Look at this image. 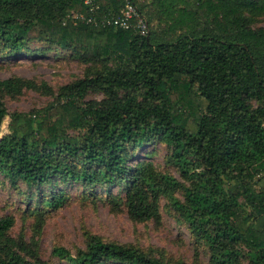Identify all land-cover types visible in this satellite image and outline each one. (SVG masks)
<instances>
[{"label":"trees","instance_id":"1","mask_svg":"<svg viewBox=\"0 0 264 264\" xmlns=\"http://www.w3.org/2000/svg\"><path fill=\"white\" fill-rule=\"evenodd\" d=\"M131 2L148 22L147 37L67 18L88 17L92 5L115 14L120 0H0L1 59L41 42L99 65L27 112L9 113L4 96L28 88L53 95L50 86L0 79V128L9 117L0 176L18 189L23 219L33 222L26 241L11 234L13 215L0 216V264H54L41 258L36 237L45 213L66 204L70 183L92 200L104 191L113 201L117 188L138 222L159 221L163 197L206 246L209 264H242L243 256L264 264V28L251 29L243 14H264V0H152L179 30L165 36L151 32L143 7ZM89 93L103 98L87 100ZM154 142L166 146L184 182L150 161L134 162L136 150ZM84 237L75 253L55 245L57 264H169L150 249Z\"/></svg>","mask_w":264,"mask_h":264},{"label":"rangeland","instance_id":"2","mask_svg":"<svg viewBox=\"0 0 264 264\" xmlns=\"http://www.w3.org/2000/svg\"><path fill=\"white\" fill-rule=\"evenodd\" d=\"M134 2L138 7H143V12L150 22L151 32L165 36L170 34V30L179 31L166 14L157 11L152 0H134ZM243 14L251 29L264 28L263 13L245 10ZM119 46L126 48L125 44L119 43ZM27 49L28 54L0 58V79L19 76L32 79L36 83L45 81L54 94L47 95L40 90L28 88L14 97L5 95L3 100L9 113L42 108L54 100L62 85L84 76L85 73L91 74L95 67L96 71L99 69L98 64L81 60L72 52L54 45L31 42ZM102 98L99 93L87 95V100L100 101ZM8 120L9 117H6L1 125L0 137L7 132ZM168 155L169 150L165 145L154 142L137 149L134 162L150 161L157 170L172 174L177 180L184 182L175 169L167 163ZM259 183L260 181L254 184L255 188L259 187ZM64 191L68 194L66 204L57 210H48V213H45L39 235L36 237L42 259L54 264L58 263L51 254L55 245H63L72 253L84 248V232L88 231L107 241L150 249L153 255L169 264H209L206 246L202 241H195L190 236L187 228L180 223V216L163 197L158 199L159 221L150 219L138 222L127 214L121 202L123 195L117 188L111 189L115 197L113 201L104 191H98L101 196L97 200L89 199L76 183L67 184ZM17 192L18 189L10 188L0 176V216L13 215L16 223L11 234L18 236L22 233L28 241L32 235L33 222L32 218L23 219L27 203ZM241 210L246 214L249 207L243 204ZM61 264L67 263L61 262ZM242 264H248L245 256L242 257Z\"/></svg>","mask_w":264,"mask_h":264},{"label":"built area","instance_id":"3","mask_svg":"<svg viewBox=\"0 0 264 264\" xmlns=\"http://www.w3.org/2000/svg\"><path fill=\"white\" fill-rule=\"evenodd\" d=\"M122 6L117 13H98V6L92 5L89 8V16L86 17L83 13L71 12L67 18L75 23L80 20L82 22L111 26L115 29L135 30L141 37H147L149 25L146 19L138 12L136 6L131 0H120ZM91 0H85V4H90Z\"/></svg>","mask_w":264,"mask_h":264}]
</instances>
